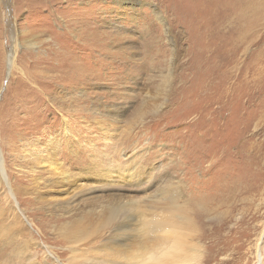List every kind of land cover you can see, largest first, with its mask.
<instances>
[{"label": "rangeland", "instance_id": "374dc122", "mask_svg": "<svg viewBox=\"0 0 264 264\" xmlns=\"http://www.w3.org/2000/svg\"><path fill=\"white\" fill-rule=\"evenodd\" d=\"M194 2L0 0V264L13 214L38 264H264V191L223 224L227 208L212 197L245 167L214 154L201 132L232 152L250 135L264 140V126L247 128L242 103L215 97L216 127L200 118L204 31ZM255 35L264 51V24ZM250 73L236 80H264ZM170 199L192 219V229H175L189 258L146 262L171 236L155 222L181 215Z\"/></svg>", "mask_w": 264, "mask_h": 264}, {"label": "bare ground", "instance_id": "6f19581e", "mask_svg": "<svg viewBox=\"0 0 264 264\" xmlns=\"http://www.w3.org/2000/svg\"><path fill=\"white\" fill-rule=\"evenodd\" d=\"M196 2L201 10V19L203 21L204 31V45L202 48L203 52L200 62V67L202 69V80L199 82V88L203 97V99L200 97V104L202 106V116L200 118L206 122H210V127L215 126L214 124L217 123L216 119H218L219 115L218 109L222 108V106L218 107L213 112H210L211 104L207 101L208 99L214 100L213 98L215 97V99L217 98L216 101L219 103L229 101L231 104L233 100H235L233 102L235 104L242 103L241 105L244 106L243 111L249 114V117H246L247 128L254 127L255 129H258V127L264 126V80H236L240 78L242 70H246L247 74L251 72L254 75H256L258 72L264 73V64H262L264 61V51H262L263 49L257 46V44H259V38H257L255 35L256 29L259 28L261 24H264V14L263 17H260L261 13L264 12V0H195L194 4ZM99 38H104L103 34H101ZM211 39H214V41H211ZM105 40L108 39L106 38ZM252 43L256 46H252ZM252 48L256 49L252 50ZM247 50H249L250 53H246ZM241 53L243 55L239 56ZM101 56L102 54H100L98 57V61L103 59ZM248 59L251 61L247 66H245L244 62ZM240 60L245 61L241 63ZM75 67H77V65H75ZM221 67H224V70H222ZM87 79L85 78L82 81L83 88L87 87L88 84L91 85L92 83L91 78L88 77ZM243 79H246V77ZM71 81L74 82V80ZM76 82L77 83L75 85L78 84V80ZM75 88L76 86L72 87V89ZM210 131L211 130L209 128H205L204 131L201 130L204 142H206L207 139L210 143V139L212 138V148L214 149V154L217 155V153L221 152L220 150L223 149L224 153L222 157L220 156L221 159L225 158V156H228L229 154V156L234 155L239 159L238 163L245 167L244 173L239 176V179H233V177L230 179L231 182L226 181L220 184L221 186L218 187V190L216 191L222 193L221 196L216 195L212 197L215 198V200L220 201V203H222L227 208V219L223 222V224H226L233 220V212L241 211L244 214L245 212L249 211L250 207H245L246 202H249L257 195H261L264 191V182L257 179L258 172L261 171L258 170L259 163L264 157V140L256 143L253 140L254 137L250 135L246 137L247 140H242L241 145H236V147L234 146L236 149L235 151L230 152V148L226 144L224 145L225 141L218 139L219 135L212 133L213 131ZM56 146L57 145L49 143L47 148H50L51 153L55 154L57 150L55 151L54 147ZM197 150L199 149L197 148ZM28 153V155L32 154L31 151H28ZM42 163H40L39 166H46V162ZM65 175L66 176H64L63 181H66L69 178L67 177L68 174ZM231 175L228 174L229 177ZM177 200L170 199L168 204L171 205V209H174L179 214H181L174 215V218L178 222L172 218H170L171 221L168 218L166 219L167 221L160 219L159 222H155L157 227L162 224H167L169 229H171L170 240L167 242V244H165V252H159V256L157 253H154V251L153 253L156 255L153 256L151 252L149 254V258L146 257V262L148 259L152 260L153 262V260L159 257L166 258L172 262L179 260L185 261V259L187 260L189 258L184 237L182 234H177L175 229L181 222L183 227L192 229V219L188 215L184 214L186 211L182 206L177 204L180 203ZM11 219V222L8 224L11 232L9 235L5 236L7 239L6 242L4 244L2 243L3 247L9 246L8 259L4 262V264H38L37 254L32 251L34 249L33 244L29 241L18 239L17 234L14 231L15 225H18L20 230L21 228L25 229V227L18 221V217H16L14 214L13 218ZM121 224L122 223L117 224V226L120 227ZM14 240H17V246H13L12 243ZM163 245L164 244H162V246ZM3 251L4 248L0 249V254L4 255ZM191 258L193 263L191 262L190 264H201L198 260H196V258ZM142 259L143 261L145 260L144 258ZM43 261L46 264L45 258ZM256 264H260L259 261Z\"/></svg>", "mask_w": 264, "mask_h": 264}]
</instances>
